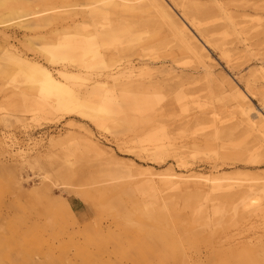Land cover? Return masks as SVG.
Listing matches in <instances>:
<instances>
[{"label": "rangeland", "instance_id": "1", "mask_svg": "<svg viewBox=\"0 0 264 264\" xmlns=\"http://www.w3.org/2000/svg\"><path fill=\"white\" fill-rule=\"evenodd\" d=\"M5 1L17 2L16 6L26 4L28 10L22 13L25 15L47 8L60 10L74 0ZM161 3L184 23L199 53L182 48L167 27L154 18V13L126 18L123 25H133L131 34L122 37L119 45L98 48L103 55L138 53L132 58L135 67L146 70L152 80L169 82V87H156L144 97L151 100L152 110L145 113L150 119L141 129L99 128L78 115H44L22 100L12 102L7 95L0 97V227L18 217H25L27 226L31 223L29 219L36 221L34 210L26 208L25 213L17 204L22 205L26 199L41 202L43 199L36 194L49 187L47 199L58 216L52 220L54 225L41 220L45 228L32 229L37 231V241L54 244L52 264H62L60 259L69 261L64 264H158L154 255L158 236L175 230L174 236L177 231L182 232L169 223L172 210L173 215L181 217V224H187L189 218V222L194 220L188 224V228L192 227L190 233L202 236L200 242L186 248L204 249L206 221L196 219V222L194 210L202 207L208 218L217 219L212 210L219 207L216 196L221 193L211 192L212 200L200 201L198 197V202L193 200L194 204L186 205L183 200H170L171 191H160L158 195L166 205L162 209L159 200L142 193L150 191V183L145 182L150 178L148 173L264 182V130L258 124L259 118L264 120L263 88L253 73L264 66V0H161ZM189 7L210 12L195 18V25H191L182 15ZM116 20L115 16L108 18L113 25H118ZM87 27L80 28V33L92 30L91 25ZM21 37L22 34L18 35L14 41ZM32 43L28 55H38L42 44L35 39ZM205 67L211 70L208 76L203 74ZM8 79V73L0 74L4 89L11 86ZM88 79L87 75H81L76 83L82 85ZM231 88L250 106L252 130L245 125L243 103ZM160 107L167 114L163 118L156 117ZM161 126L165 132H174L175 140L169 149L190 139L198 142L184 165L173 159L156 161L145 151L157 144ZM228 129L230 136L220 135ZM149 137L152 138L146 139ZM57 170H62L63 176L56 177ZM114 172L117 175L113 176ZM197 188L187 192L197 193ZM76 190L96 191L110 206V212H103L98 220L94 210L74 195ZM65 205L71 214L63 211ZM159 214L163 217L159 218ZM96 221H100L104 231L108 228L112 237L90 245V241L99 238ZM217 228L215 225L213 229ZM20 233L17 239L23 234ZM56 234L58 237L52 239ZM176 243L174 247H179ZM43 244L46 252V243Z\"/></svg>", "mask_w": 264, "mask_h": 264}, {"label": "bare ground", "instance_id": "2", "mask_svg": "<svg viewBox=\"0 0 264 264\" xmlns=\"http://www.w3.org/2000/svg\"><path fill=\"white\" fill-rule=\"evenodd\" d=\"M16 5L17 2L7 3L0 0V74L8 73L11 84L7 89H4V84L0 85V97L7 95L12 102L22 100L29 106H35L40 114H74L99 128L139 130L149 123L150 118L144 115L152 110V103L144 97L154 92L156 87H169V82L152 80L146 70L135 67L132 58L137 57L138 53L103 55L98 50L100 47L119 45L122 43L119 42L122 37L131 34L133 25H123L126 18H138L144 13H154V18L167 27L170 35L182 48L193 53L200 52L184 23L177 20L161 0H74L67 6L59 7L60 10L57 7L47 8L25 15L22 13L28 10V6ZM209 12L207 9L189 7L188 10L182 11V15L191 25H195V18ZM111 16L117 18L118 25L108 22ZM8 22L14 23L5 25ZM89 25L92 30L80 33V28L87 29ZM10 27L15 29L8 31ZM20 34L22 37L14 41ZM32 39L39 41L43 48L38 55L33 53L36 55L29 56L28 53L33 47ZM253 73L261 81L264 98V66L258 67ZM203 74L210 75V68H203ZM81 75H87L89 78L87 83L82 85L76 83L81 79ZM230 90L237 94V98L243 103L241 107L245 115V125L252 130L254 122L250 115V106L244 103V97L240 93L233 88ZM158 112L156 117L163 118L167 115L162 107L158 108ZM258 124L260 129L264 130V120L259 118ZM161 127L157 144L145 151L150 152L149 155L156 161L173 159L176 163L184 165L191 149H195L198 142L190 139L175 149H169L175 140L174 132H165L163 126ZM220 135L228 137L231 130L223 131ZM150 138L152 137L146 139ZM61 171L55 172L56 177L62 175ZM148 174L150 178L145 182L150 183V191L144 190L142 193L159 200L162 209H165L166 205L158 195L160 191H171L170 200H183L186 205L194 204L193 200L198 197L200 201L212 200L209 197L211 192L221 193L216 196L219 207L215 206L212 210V213L218 216L217 219L208 218L202 207L194 210L195 220L206 221L205 230L208 234L203 236L202 242L207 244L204 249H187L200 242L202 236L190 233L192 227L188 228V224H193L194 220L189 222V218L187 224H181V217L173 215L172 210V216L168 215L169 223L175 224L182 232L177 231V236L173 235L176 230L170 232L172 234L158 236L155 245L158 249L154 251L158 264H264V182L253 179L232 181L221 176L204 178L195 174L176 175L172 172ZM114 175H117V172H114ZM190 188L200 191L188 193ZM49 190L46 186L35 193L36 197L43 199L39 203L26 199L22 205L17 204L23 211L26 208L36 211H33L37 217L36 221L29 219L31 223L27 226L25 217H18L0 227V264L54 262V244L50 242L48 245L47 241L43 240L47 246L45 252L44 244L36 240L37 231L32 229L45 228L41 220H47L46 225L49 223L52 226V220L58 216L56 211L50 208L47 199ZM74 195L94 210L98 220L103 212H110V206L104 203L103 197L96 191L76 190ZM63 211L71 214L67 205L63 207ZM162 217L163 215L159 214V218ZM96 222L95 232L99 238L90 241V245L99 243L102 238L105 242L112 237L108 228L104 231L100 221ZM215 225L217 229H213ZM19 231L23 234L17 239L16 236L21 234ZM55 237L58 235L52 236V239ZM70 241L74 242L71 238ZM175 241L179 247H174ZM60 262L69 263L62 259Z\"/></svg>", "mask_w": 264, "mask_h": 264}]
</instances>
